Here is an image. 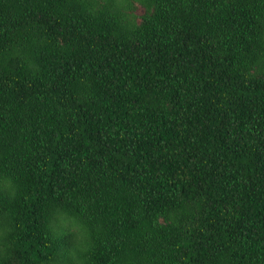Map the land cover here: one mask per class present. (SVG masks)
<instances>
[{
    "label": "trees",
    "instance_id": "trees-1",
    "mask_svg": "<svg viewBox=\"0 0 264 264\" xmlns=\"http://www.w3.org/2000/svg\"><path fill=\"white\" fill-rule=\"evenodd\" d=\"M0 264H264V0H0Z\"/></svg>",
    "mask_w": 264,
    "mask_h": 264
},
{
    "label": "rangeland",
    "instance_id": "rangeland-1",
    "mask_svg": "<svg viewBox=\"0 0 264 264\" xmlns=\"http://www.w3.org/2000/svg\"><path fill=\"white\" fill-rule=\"evenodd\" d=\"M137 12H140V9H138Z\"/></svg>",
    "mask_w": 264,
    "mask_h": 264
}]
</instances>
